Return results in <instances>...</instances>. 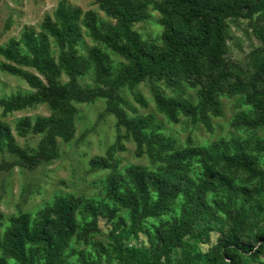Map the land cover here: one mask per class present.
Returning a JSON list of instances; mask_svg holds the SVG:
<instances>
[{"label":"trees","instance_id":"1","mask_svg":"<svg viewBox=\"0 0 264 264\" xmlns=\"http://www.w3.org/2000/svg\"><path fill=\"white\" fill-rule=\"evenodd\" d=\"M107 17L100 21L97 14H84L77 7L59 2L54 12L43 24L44 32L36 34L24 29L21 42L11 40L1 49L2 56L16 65H29L42 76L0 63V69L20 75L35 91L32 94L2 101L5 111H17L38 102L46 103L52 110L48 117H38L31 125L28 118L19 127L30 128L43 135L38 151L29 155L13 146L10 128L0 123V140L7 141L10 150L19 156V165L34 169L42 161L57 157L56 139L65 142L75 132L76 108L73 102L89 103L96 98L107 100V110L117 125L136 143V154H146L158 163L155 169L141 165L117 170L113 161L116 144L110 145L105 156H96L90 165L110 170L105 177L104 198L109 203L96 205L90 200L58 196L45 213L35 221L28 213L9 218V225L0 240V264H64L65 250L74 237L86 240L90 232L99 230V220L110 223L109 235L115 243V252L124 264H171L170 255L175 249L186 246L185 238L194 225L224 215L226 227H220L215 243L203 255L192 256L189 249L182 251L176 264H245L246 258L264 254V209L255 198L264 200V168L258 165L257 155L264 154V141L254 147L251 154L239 139H223L208 147H178L170 137H162L155 129L147 134L153 117L130 118L119 107L123 103L119 90L145 79L164 81L170 88L182 83L200 87L199 100L192 104L181 98H169L156 91L157 108L171 122L178 116L190 118L211 130V116H218L222 95H239L249 107L252 117L242 122L249 128L264 126V0H95ZM149 4L160 14L162 25L161 44L148 42L133 29L148 17ZM96 41L103 43L120 55L126 63L111 78L107 56L97 47L89 50L88 58L77 53L81 37L78 22ZM255 16V20L253 17ZM248 19L253 33L262 46L249 54V67H243L227 58L226 21ZM47 34L61 48L56 62L49 54ZM93 68L96 81L102 87L84 88L78 77L85 69ZM64 72L68 81L60 83L58 76ZM122 148V147H121ZM0 168H2L0 166ZM246 180H257L249 187L239 182V175ZM91 217L88 227L78 219L80 206ZM127 211L129 224L116 212ZM263 211L261 225L254 226L253 219ZM170 218L154 226L150 236L145 221L164 215ZM85 215V216H86ZM1 219V215H0ZM213 226L208 225L211 230ZM117 231H122L117 234ZM127 232L137 238L146 234L148 246H128L123 243ZM102 249V245L99 244ZM82 264L86 261L80 252Z\"/></svg>","mask_w":264,"mask_h":264},{"label":"rangeland","instance_id":"2","mask_svg":"<svg viewBox=\"0 0 264 264\" xmlns=\"http://www.w3.org/2000/svg\"><path fill=\"white\" fill-rule=\"evenodd\" d=\"M64 1L70 7H77L84 14L93 11L100 21H107L105 14L99 9L95 0H0V63H8L22 71L39 75L29 65H16L8 62L1 54L13 39L19 43L20 51L27 55L21 42V33L24 29H31L36 34L44 32V22L47 17L54 22V12L59 2ZM160 14L149 4L148 17L133 26L143 39L148 42L161 44L162 25ZM255 20V16L253 20ZM81 37L76 45L78 55L88 58L89 50L92 47L99 48L108 60L111 78L116 75L126 61L117 53L113 52L105 44L94 40L88 30L83 26L82 16L79 19ZM49 42V54L55 61L61 54V48L47 34ZM226 39L228 45L227 58L243 67H249V54L251 51L262 46L260 40L253 33L248 19H228L226 21ZM60 83L68 81V77L62 71L58 76ZM79 83L84 88L102 87L96 81L92 67L85 69L78 77ZM27 82L20 75L11 74L0 69V123L10 128L13 139V146L26 151L27 154H35L39 149V143L43 137L35 134L30 128L19 127L20 122L28 118L31 125L38 117H48L52 114L51 108L43 102L35 103L17 111H5L2 101L16 97L26 96L34 93ZM158 91L169 98H181L192 104L199 100L200 87L189 86L182 83L176 88H170L164 81L145 79L135 86L124 85L119 90V96L123 103L119 104L130 118L151 115L154 119L147 134L155 129L162 137H170L178 147L189 145L208 147L212 142L231 139L242 140L251 154L258 142L264 141V126L249 128L243 124L244 119L251 118L252 113L244 104V99L239 96L220 97L219 114L211 116V130H207L201 123H194L190 118L178 116V122H171L157 108L155 92ZM107 100L96 98L89 103L73 102L77 112L75 117V132L73 138L65 142L60 138L56 139L57 157L50 161H42L34 169H28L19 165V156L10 150L7 141L0 140V240L5 228L9 225V218L21 213H28L32 221H35L52 206L58 196L74 197L83 201L90 200L96 205L101 202L109 203L104 198L105 177L110 170L98 169L90 165V160L96 156H105L107 148L116 144L113 161L117 170L123 172L128 166L141 165L148 169H155L158 163L150 159L146 154H136V143L126 132L125 128L117 125V120L107 110ZM122 147V148H121ZM258 165L264 168V154L257 155ZM239 182L249 187L258 186L257 180H246V175H239ZM261 203L264 209V200L260 198L254 204ZM263 211L259 217H255L254 226L261 225ZM84 212V204L79 208L78 219L82 227H88L91 217ZM124 219L129 224L127 211L116 212V218ZM170 218L164 215L159 218H150L145 221L150 236H153L154 226ZM224 215L217 213L205 221L197 222L191 234L186 236V246L182 249H175L170 255L171 264H176L182 259V251L189 249L192 256L196 253L204 254L209 246L215 243L220 227L225 228ZM213 226L211 230L207 226ZM110 223L105 219L99 220V230L92 231L86 240L74 237L69 247L65 250L64 264H82L80 252L84 251L86 261L92 264H124L115 252V243L109 235ZM118 235L122 231L116 232ZM123 243L128 246H148L146 234L141 233L137 238L127 232L124 234ZM102 245V249L99 247ZM245 264H264V254L257 258H246ZM10 264H15L9 261ZM164 259L161 260V264ZM201 264V262H200Z\"/></svg>","mask_w":264,"mask_h":264}]
</instances>
